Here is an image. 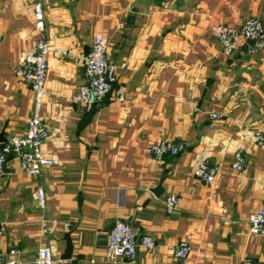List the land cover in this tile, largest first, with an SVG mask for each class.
<instances>
[{"label": "crops", "instance_id": "1", "mask_svg": "<svg viewBox=\"0 0 264 264\" xmlns=\"http://www.w3.org/2000/svg\"><path fill=\"white\" fill-rule=\"evenodd\" d=\"M0 0V131L2 143L23 135L34 111V93L14 75L36 50L34 5ZM52 52L42 116L51 132L44 143L55 165L39 176L10 156L0 176V251L29 263L43 247L55 264H264V237L251 232L250 216L263 197L264 49L242 43L223 54L212 25L264 24V0H42ZM109 44L118 67L116 88L101 104L74 101L85 83L83 58L96 35ZM221 118L214 120L212 114ZM185 151L156 162L148 152L160 141ZM241 173L229 166L239 151ZM221 164L212 185L195 177L198 163ZM46 194V208L36 199ZM179 210L169 215L165 199ZM117 219L156 244L138 248L135 260H107ZM69 259H63L68 245ZM187 241L186 263L175 250Z\"/></svg>", "mask_w": 264, "mask_h": 264}, {"label": "built area", "instance_id": "2", "mask_svg": "<svg viewBox=\"0 0 264 264\" xmlns=\"http://www.w3.org/2000/svg\"><path fill=\"white\" fill-rule=\"evenodd\" d=\"M35 26L38 34L36 50L25 56L15 67L14 75L22 82L30 85L34 93V111L28 124V129L23 135H16L2 143L0 141V176L3 175L4 166L10 156L19 162L24 172L31 176H39L45 167L55 165V160L46 156L43 151L44 143L50 138L51 132L43 121L42 108L47 95L46 86L49 72V59L52 52L66 55L63 50H53L46 35L45 12L42 0L34 5ZM211 32L220 42L223 54L230 57L244 42H253L252 50L264 49V24L255 18H249L242 26L232 27L227 25H212ZM108 40L103 35H96L91 52L83 58L85 66V83L80 87L79 94L74 101L91 106L101 104L110 94H113L120 102L125 101V91L116 88L118 80V67L110 60L108 55ZM214 120H219L221 115L212 114ZM1 135V131H0ZM253 142L264 147V130H258L253 134ZM182 142L160 141L149 146L148 152L156 162L161 163L165 156H178L185 151ZM248 166V159L244 152L239 151L230 171L243 172ZM224 172L221 164H210L206 160L198 163L195 169V177L204 183L212 185L218 176ZM36 199L41 208H46V194L43 189L36 193ZM166 210L169 215L176 213L180 208V198L172 194L165 199ZM251 232L264 237V181L263 197L258 212L250 216ZM144 247L149 252L155 250L156 244L149 236L139 237L130 224L122 219H117L108 239L107 260L114 262L119 258L135 260L138 256V248ZM18 251L13 249L8 257L0 251V264H55V258L50 247L39 250L35 261L24 263L20 261ZM192 254V247L187 241H181L175 250L178 261L186 263ZM244 264H251L244 262Z\"/></svg>", "mask_w": 264, "mask_h": 264}, {"label": "water", "instance_id": "3", "mask_svg": "<svg viewBox=\"0 0 264 264\" xmlns=\"http://www.w3.org/2000/svg\"><path fill=\"white\" fill-rule=\"evenodd\" d=\"M251 43H253V42H251ZM2 137L3 136L0 135V141L1 142H2ZM4 168H5V166H4ZM67 241H68L67 250L65 252V255H64L63 259H69L71 257V255H72V252H73V245H72L71 240H70L69 237H68ZM2 264H6V261L4 260Z\"/></svg>", "mask_w": 264, "mask_h": 264}]
</instances>
